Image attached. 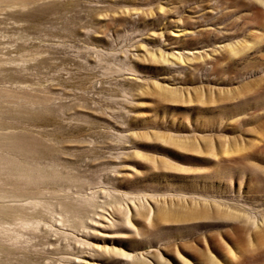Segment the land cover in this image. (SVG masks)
I'll list each match as a JSON object with an SVG mask.
<instances>
[{"label": "rangeland", "instance_id": "374dc122", "mask_svg": "<svg viewBox=\"0 0 264 264\" xmlns=\"http://www.w3.org/2000/svg\"><path fill=\"white\" fill-rule=\"evenodd\" d=\"M0 264H264V0H0Z\"/></svg>", "mask_w": 264, "mask_h": 264}]
</instances>
